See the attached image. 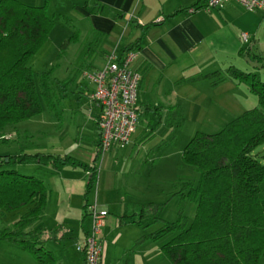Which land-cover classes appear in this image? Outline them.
Here are the masks:
<instances>
[{"label": "trees", "instance_id": "1", "mask_svg": "<svg viewBox=\"0 0 264 264\" xmlns=\"http://www.w3.org/2000/svg\"><path fill=\"white\" fill-rule=\"evenodd\" d=\"M202 5L193 10L201 9ZM53 26L46 4L35 6L19 0H0V144H8L13 139L10 132L16 134L19 123L41 111L40 97L61 120L70 80L52 76L49 69L37 73L35 81L30 64ZM78 35L75 31L66 38L60 50ZM138 46L137 42L129 44L120 55L136 51ZM200 78H207L213 84L223 79L245 84L256 97L257 105L227 121L217 132L196 131L185 144L182 164L194 169L197 181L194 184L192 179L179 177L172 183L179 197L178 219L164 221L150 236L176 232L161 247L172 264H261L264 153L255 150L264 145V79L256 71H244L232 64L193 79ZM100 116L101 113L96 125ZM16 141L18 152L0 153V214H20L11 223L0 222V240L31 253L38 264H56L54 253L45 246L47 240L56 239L58 228H49L43 222L49 202L44 176L65 166L83 167L87 171V198L97 180L95 160L102 153L100 134L92 165L70 155L43 152L33 143L23 145L18 137ZM19 165L33 167L35 171L21 174L15 169ZM186 201L195 203L189 223L183 215ZM88 204L86 201L85 208ZM22 208L25 211L21 212Z\"/></svg>", "mask_w": 264, "mask_h": 264}, {"label": "crops", "instance_id": "2", "mask_svg": "<svg viewBox=\"0 0 264 264\" xmlns=\"http://www.w3.org/2000/svg\"><path fill=\"white\" fill-rule=\"evenodd\" d=\"M19 1L35 6L46 4L47 11L54 7V10L61 11L59 17L62 15L66 24H72L79 35L84 32L86 37H92L90 43L95 42L97 48L94 50L93 44L92 48H87L88 54L93 52L90 60L85 65L80 63L73 67L81 73L84 70L94 72L100 69L109 53L120 55L123 48L137 42L139 46L133 68L140 72L141 80L136 113L144 115L146 119L156 115L164 119L184 118L187 115L184 109L186 103L199 99H204L200 106L201 116H218L220 109H225L227 104L229 107L235 106L233 112L239 115L245 107L238 102L239 97L231 92L241 87L240 84L228 79L213 84L207 78H193L224 69L231 64L238 67L235 61L247 64L249 61L264 60V14L245 10L233 0H228L222 8L211 12L192 10L206 0ZM243 32L248 33L247 40L241 38ZM93 89L94 84L84 77V81L76 83L72 98L76 104L83 106L82 97H88L87 94ZM249 97L247 94L244 96L251 101L249 104L255 106L256 100ZM88 99L92 110H89L86 118L90 127L84 125L88 132L85 138L92 140L90 135L93 133L97 150L99 129L96 119L102 109ZM170 127L173 126L170 124ZM22 129L25 131L22 137L26 139L23 145L33 143L35 147L42 148L30 140L31 135L27 134L25 126ZM136 129L137 126L130 143L123 148L124 154H131L136 145ZM10 133L12 138H19L18 131L16 134L12 131ZM64 146L59 152L46 149L41 151L66 154L84 164H93L96 154H93L92 147H78L68 143ZM118 149L121 148H110L100 153V156L106 160L113 159ZM112 170L113 164L109 165V162L103 169H98L92 199L91 193L87 198L85 196L87 171L81 166H65L44 176L49 189V202L43 222L49 228H58L56 239L47 240L45 246L54 253L56 264H84L83 252L77 247L83 245L90 226L89 215H85L86 201L89 204L96 202L108 212L100 235L101 264H156L160 260V255L156 254L159 248L156 250V246L141 248V240L146 239L145 230H141L139 235V228H130L141 225L142 220L135 218L136 207L129 209L123 198L117 196L120 181L118 173ZM110 193H117L114 201L109 199ZM123 229L125 231H120ZM0 264L38 262L31 253L18 250L0 240Z\"/></svg>", "mask_w": 264, "mask_h": 264}, {"label": "rangeland", "instance_id": "3", "mask_svg": "<svg viewBox=\"0 0 264 264\" xmlns=\"http://www.w3.org/2000/svg\"><path fill=\"white\" fill-rule=\"evenodd\" d=\"M60 12L54 10V7L48 8V14L53 18L54 26L45 43L31 57L30 64L35 71V81L37 73L49 69H51L52 76L58 79L70 80L71 84L67 89L68 96L63 99L61 120L47 108L45 101L40 97L41 111L27 121L18 124V139L22 143L26 141L22 137L25 132L22 128L25 126L28 130L27 134L31 135L30 140L41 145L42 148H38L40 150L46 149L51 152L52 150L59 152L62 148H65L64 144L68 143L76 144L78 147H92L91 149L95 155L97 153L96 144L94 143L95 135L91 133L92 140L85 138L88 136V132L84 127H90L86 118L89 110H92L91 105H88L90 103L89 99L85 96L82 97L83 106H81L76 104V101L72 98V90L75 89L76 83L84 81L82 73L73 67L80 63L85 65L90 60L93 52L88 54L87 48H92V44L95 46V42L90 43V41H93L92 37H86L83 32L69 46L60 50L63 41L75 32L72 24H66L67 22L62 15L59 17ZM96 48L95 46L94 50ZM249 63L235 61L239 68L244 71H256L260 78L264 79V60L249 61ZM240 85L241 87H236L238 89L231 93H234L237 98L239 97L238 102L245 107L243 109L254 107V104H249L251 102L249 99L244 98L246 94L250 96L249 98H252L251 100H256L255 105H257L256 97L248 93L245 84ZM201 102H204V99L186 103L184 109L187 115L177 120L173 117L164 119L165 117L162 116V118L159 115H156V117L150 116L146 119L144 115L138 114L136 124L137 140L131 154H124L125 150L121 148L118 149V153L113 159L106 160L105 157L102 159L99 156L95 160L98 169L100 167L103 169L108 162L109 165L113 164L114 170L112 172L118 173L120 186L117 189L118 194L110 193L109 199L114 201L117 194L119 198H123L129 209L136 207L137 215L135 218L142 220V223L137 227L130 228H139V235H141V230H145L146 239L140 242L142 249L151 246H156V250L159 248L160 251H156V254L160 255V260L156 261V264H172L161 247L176 232L149 236L152 232L157 231L164 221L173 222L178 219L177 205L179 197L175 193L172 183L179 177L192 179L194 184L197 181L194 169L191 166L182 164L181 153L183 147L196 131L217 132L227 121L237 116L236 112H233L236 107H229L228 104L225 107L226 110L220 109L218 116H201ZM77 108H80V110L77 111ZM170 124L173 126L172 128ZM255 151L264 153V145L259 146ZM16 152H18L16 138H13L8 144H0V153L11 154ZM60 153H63V151ZM15 169L21 174H31L35 171L33 167H27L26 165H19ZM95 190L96 185L92 189L91 199L94 197ZM102 196L103 194L100 195L101 198ZM23 211H25V208L21 209V212ZM194 211L195 203L186 201L183 206V215L186 216L187 223L191 221ZM19 214L15 212L0 214V222L2 224L11 223L17 219ZM120 231H125V229ZM147 234H149V238H147ZM261 264H264V256L261 258Z\"/></svg>", "mask_w": 264, "mask_h": 264}, {"label": "built area", "instance_id": "4", "mask_svg": "<svg viewBox=\"0 0 264 264\" xmlns=\"http://www.w3.org/2000/svg\"><path fill=\"white\" fill-rule=\"evenodd\" d=\"M228 0H206L202 8L206 12L223 7ZM243 9L258 11L264 14V0H233ZM193 10V9H192ZM194 11V10H193ZM247 40L248 33L241 34ZM136 51H128L123 55L114 52L106 56L105 64L98 70H85L83 76L94 84L89 98L102 109L98 121L100 148L102 152L110 148H124L130 143L136 128L138 87L141 74L133 68ZM90 226L83 245L78 246L84 255V264H100L102 241L100 238L104 219L107 215L105 207L92 202L87 206Z\"/></svg>", "mask_w": 264, "mask_h": 264}]
</instances>
